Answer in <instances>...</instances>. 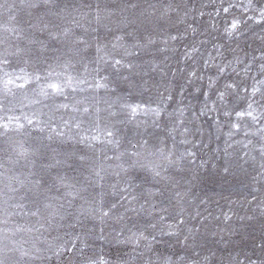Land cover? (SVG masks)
I'll list each match as a JSON object with an SVG mask.
<instances>
[{"label": "rangeland", "instance_id": "374dc122", "mask_svg": "<svg viewBox=\"0 0 264 264\" xmlns=\"http://www.w3.org/2000/svg\"><path fill=\"white\" fill-rule=\"evenodd\" d=\"M35 2L40 6L21 7L20 0H0V59L10 61L4 70L30 77L28 83L16 80L9 86L10 93L0 92V115L19 116L25 125L22 132L0 135V209L6 207L9 195L15 197L12 202L24 205L0 228L12 230L8 235L18 248L40 249L39 259L25 258L23 264H85L89 259L143 264L149 256L153 264H160L164 257L173 261L184 257L187 264H197L205 256L210 258L209 264H248L249 257L257 260L264 255L260 248L264 240V169L259 151L264 144L260 131L264 119L253 121L247 115L235 114L246 113L248 104L255 101L253 114L258 116L264 99V85L256 83L264 79L259 68L264 22L247 18L251 15L244 12L247 0H223L225 6L235 5L229 13L220 8L221 0ZM169 7L178 11L165 15ZM233 17L244 23L229 37L225 23ZM9 28L23 32L18 38ZM64 28L70 29L67 37H49V31L59 34ZM173 35L179 39L172 41ZM29 39L38 43L29 44ZM57 57L60 62L70 61L66 74L84 83L74 84L76 91L69 88L67 99L53 100L40 92L49 65L55 67ZM253 57L257 59L253 61ZM236 58L241 63L237 64ZM116 60L121 63L117 65ZM229 62L231 67L218 77L217 66ZM56 71L64 72L61 68ZM190 71L201 78L189 77ZM36 75L40 81L35 80ZM209 77H213L211 85ZM98 79L107 87L97 88ZM226 82L239 85V90L227 97L230 117L224 116L219 104V111L204 108L203 93H209L207 104L211 108L217 100L215 89H223ZM254 85L258 89L255 95ZM62 103L69 107H56ZM110 104L115 107L110 108ZM73 106L80 111H73ZM84 107L89 108L88 113L83 112ZM156 108L161 109L160 115L152 111ZM113 111L116 116L110 114ZM24 116L32 118L33 125H28ZM78 122L79 129L74 127ZM233 123H239L240 128L231 129L229 135ZM107 130L113 132L112 137H107ZM61 131L63 136L57 134ZM93 135L99 139H80ZM21 151L25 155H17ZM181 155L179 165L164 159L171 156L176 161ZM149 164H160L162 177L167 179L152 180L143 167ZM12 177L23 180V186ZM59 178L81 189L79 195L65 196ZM37 179L42 181L39 196L31 183ZM125 180L140 185L134 192L137 202L121 200L119 192L113 194L111 186L123 185ZM9 183L18 191L10 193ZM149 189L153 196L148 195ZM101 193L106 204L118 203L116 214L123 215L122 221L113 217L101 224L98 219L82 216L78 224L69 217L50 222L43 210L46 198L65 207L71 202L75 211L87 207L86 201H99ZM37 201L42 214L33 216ZM179 219L185 223L178 224ZM131 232L143 233L148 240H141L138 247L121 243ZM73 243L74 252L62 251L59 257L53 254L60 245L71 247ZM149 243L150 250L145 247ZM140 252L145 255L139 256Z\"/></svg>", "mask_w": 264, "mask_h": 264}, {"label": "snow or ice", "instance_id": "6c2138e0", "mask_svg": "<svg viewBox=\"0 0 264 264\" xmlns=\"http://www.w3.org/2000/svg\"><path fill=\"white\" fill-rule=\"evenodd\" d=\"M20 6L21 7H30V8H36L39 7L40 5L38 3L35 2V0H20ZM0 7H3V3H0ZM10 8L12 7V5L9 6ZM133 7H135L133 5ZM235 7V5L228 3L227 6H225V4L223 3V0H221V9L224 13H229L230 9ZM244 7V12L247 13H251V15H249L247 18L249 20H253L256 21L258 23L264 22V0H258V2H254V0H247V3L245 5H243ZM172 11H178V9H172L171 7L166 8L165 9V15H168L170 12ZM220 14V10H217L216 15L219 16ZM184 15H187V13H185ZM201 16L204 15L203 12L200 13ZM10 19H15V16H11ZM244 23V21L238 19L237 17H233L229 22L225 23V32L228 34L229 37H232L234 35L235 32L240 31V26H242ZM214 26V25H213ZM45 28H47V25L44 26ZM189 27H191V25H189ZM10 32H13L14 34H16L19 38L20 34L23 32V29H17V28H9L7 29ZM196 29H193V32L195 33ZM70 33V29L68 28H64L62 30V33H54L49 31L48 35L50 38L52 39H58L60 35H63L65 37H67ZM117 39H122V37H117ZM170 39L172 41H176L177 39H179V35H173L170 36ZM29 44H35L38 43L35 40L29 39ZM151 42V41H150ZM41 43V46L43 47V43ZM193 50L198 51V49H195V46H192ZM20 51V50H18ZM58 51V50H57ZM97 52H100V48H97ZM257 58L253 57L252 60L255 61ZM260 60V73L262 76H264V53L261 54V56L259 57ZM115 63L118 65L121 63L120 60H116ZM207 61H205V65H207ZM236 63L239 64L241 63L239 61V58H236ZM10 61L7 58H3L0 59V73H2V75H0V92H3L5 94L10 93L11 92V88L9 87L10 85H13L15 83L16 80H23L24 83H28L30 80V77L27 74L24 75H16L14 73L11 72H7L4 70V66L5 65H9ZM71 66L70 61H63L60 62L59 57H57V64L55 67H53L52 65H49L50 71H48L46 73V75L44 76V83L41 87V92L40 94L42 96H44L45 98H52L53 100H55L57 97H64V99H67V95L66 92L69 88L72 89V91H76V88L74 87V84L79 85V84H83L84 81L80 80V79H76L70 75L66 74V70L67 68H69ZM231 67V62H229L228 64H221L217 66V75L218 77H223V75L226 73L227 69ZM251 67V62L248 64H245V71H247L249 68ZM56 68H61L64 70V72H59L56 71ZM95 71L97 72V75H99V67H97L95 69ZM189 77H196V78H201L198 76V73L196 71H190L189 72ZM35 80L36 81H40L41 77L39 75L35 76ZM213 81V77H209V84L211 85ZM219 82V80L217 79V83ZM256 83H258L259 85H264V79L257 81ZM97 88H101V87H107L106 84L101 83V81L98 79L96 81V85ZM16 87L18 88H23L24 84H16ZM82 90V89H81ZM234 90H239V85H237L235 82H226L223 86V89L221 88H216L215 92H216V96H217V100L213 102V105L211 108H208V104H207V99L209 98V93L208 92H204L203 95L205 97V105L204 108L208 109V111H219L220 109L217 108V104L220 105L221 108H223V114L225 117H230L231 116V112L227 109V97L229 95H234L235 92ZM245 91H247V89H245ZM258 91L257 87L254 85L252 88V94L255 95V93ZM262 97H264V93H262ZM163 97H161V102H163ZM168 99H171V97H168ZM39 102V101H37ZM253 103H255V101L250 102L248 104V111L245 112H240L237 111L235 114L237 117H241L244 115H247L249 117L252 118L253 121H257L258 119H264V99H262V101L260 102L261 104V110L259 112V115H254V111L255 109L253 108ZM128 105H124V104H120L119 107H127ZM57 108H64L67 109L69 107V105L67 103H62L59 105H56ZM110 108L115 107V105H109ZM73 111H80L79 108L73 106L72 108ZM0 111H2V106H0ZM9 112L12 111V109L8 110ZM100 109L97 108L96 112L99 113ZM132 111L134 112L135 109L133 108ZM152 111L154 112L155 115H160L161 114V109L160 108H156V109H152ZM83 112L84 113H88L89 112V108L84 107L83 108ZM112 116H116L117 112L113 111L110 113ZM201 114H204V109L201 110ZM20 117L19 116H15V115H7L2 116L0 115V129H2L3 131L0 132V135H4L7 134L9 132H22L25 128V125L20 123ZM6 120V122H5ZM24 120L26 121V123L28 125H33V119L28 117V116H24ZM217 126H219L220 121L219 119H217L216 121ZM68 124L67 122H65V127H67ZM75 128L79 129L80 128V123H76L74 125ZM240 125L239 123H233L230 125V131H229V135H231V129H239ZM42 130V129H41ZM53 132H56V129L53 128L52 129ZM261 133H264V128L260 129ZM60 136L64 135V132H58L57 133ZM106 135L107 137H112L113 136V132L110 130L106 131ZM49 139H51V137H49ZM81 141H95L98 140L99 137L98 136H81L80 137ZM108 143H112L111 140L107 141ZM260 156H261V169H264V144H262L261 148H260ZM17 155L23 156L25 155V153L23 151L18 152ZM132 155H138L137 153H132ZM188 155H192V153H188ZM81 160L84 159L83 156L80 157ZM164 159H166L168 161L169 164H177L179 165L180 160L183 159V155H181L180 157L177 158L176 161H173L171 159V156H167L164 157ZM57 163H60V161H57ZM71 166V165H69ZM143 167H146L148 169V171L151 174L152 180H156L157 178H162V179H167V177H162V172H161V165L160 164H149V165H144ZM227 171V169H225ZM127 171V170H125ZM29 175H31V173H29ZM96 176H100L99 172L95 173ZM119 175V174H117ZM262 175H264V172H262ZM10 179H14L16 181L17 184L23 186L24 181L20 180L19 177H12ZM146 180V178H145ZM59 182L62 184V186L66 189L65 192V196L67 197H73L75 198L76 196L79 195L81 189L76 188L75 185L73 184H65L63 182V178H59ZM34 186V192L36 193L37 196L40 195V189L42 186V181L40 179H37L35 181L31 182ZM140 185H135L133 184L131 181L125 180L123 185H117V184H113L112 190H113V194H115L116 192H119L121 194V200H129L130 203L132 202H137L138 198L137 196L134 194L135 190L137 187H139ZM155 186V185H154ZM102 187V185H101ZM8 191L10 193L12 192H17L18 189L13 187L11 183L8 184ZM124 193H128L127 196L124 195ZM156 194H160L162 195V192L157 191ZM2 195V194H0ZM101 199L99 201H86L87 207L84 206H80L79 208H76L75 211H73L72 209V203L69 202L67 207H65V204L63 203H58V204H54L51 202V198H46V202L43 203V210L47 212L49 221L51 222L52 220H57L59 219L60 221H63L66 217H69L71 219H74L75 222L78 224L80 223V217L82 216H87V217H92L93 219H98L99 222L101 224L105 223L106 220L111 219L113 217H115L117 220L122 221L124 219L123 215H117L116 214V210L118 208V203L117 202H112L110 204H106L105 201L103 200L102 196L103 194L101 193ZM148 195L149 196H153L154 193L152 192L151 189L148 190ZM25 197H20V199H24ZM15 197L9 195L7 197V199L4 201V204L6 205L5 208L0 209V213H2V215H0V224H7L11 218V216L15 215L16 212L14 211L15 209L18 208H22L24 207V205L19 204V203H14L12 201H14ZM37 207L35 209V211L31 212V215L33 216H40L42 214V209L39 206V201H37ZM140 208L143 209L144 205L141 204ZM182 215V213H181ZM261 215L264 216V208L261 209ZM227 218V217H226ZM161 220H164L165 217L161 216L160 217ZM185 221L183 219H179L178 220V224H184ZM42 227V225H41ZM151 227L155 228L156 226L153 224L151 225ZM172 226L169 225V228H171ZM19 229L17 228V231ZM11 229H5V228H0V264H23L25 258L31 260V259H39V253H40V249L36 248L34 250H26L23 248H18L16 246V241L12 240L10 238V236L8 235L9 232H11ZM192 230L189 229V232H191ZM103 234V229H101V235ZM171 234V233H169ZM123 235V229L117 233V237L119 238L120 236ZM79 238V237H78ZM156 237L152 236V240H155ZM185 241H187L189 239V236H185L184 237ZM141 240H148L147 236H144L143 233H138V232H131V234L127 237H125L124 240L120 241L121 243H125V242H131L134 245H136L137 247L140 244ZM146 248H149L150 250V243L148 245H145ZM260 248L262 251H264V240L261 241L260 244ZM76 249V245L75 243H73L71 245V247H68L66 244L64 245H60L57 250L53 253L54 255H56L57 257H59L62 254V251H67V252H74ZM19 253V256L16 257L15 254ZM139 256L143 257L145 255L144 252H140L138 253ZM9 257H13L12 259H9ZM209 260L210 258L208 256H205L203 258V261L201 262H197V264H209ZM85 264H109L108 261H104V260H100V261H96V260H87L85 261ZM116 264H128L127 261L124 260H119L116 262ZM143 264H153L151 257L149 256V258L147 260L143 261ZM160 264H187V262L185 261L184 257H178V259L176 261H173L171 259V257H164L162 259V261L160 262ZM236 264H241V262L237 261ZM248 264H264V255H261V257H259L257 260H252L250 257L248 258Z\"/></svg>", "mask_w": 264, "mask_h": 264}]
</instances>
